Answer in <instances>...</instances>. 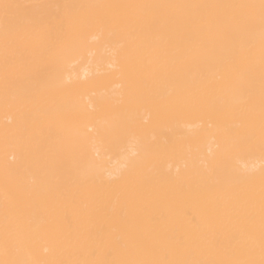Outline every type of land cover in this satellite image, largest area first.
Instances as JSON below:
<instances>
[{"label": "bare ground", "instance_id": "obj_1", "mask_svg": "<svg viewBox=\"0 0 264 264\" xmlns=\"http://www.w3.org/2000/svg\"><path fill=\"white\" fill-rule=\"evenodd\" d=\"M0 264H264V0H0Z\"/></svg>", "mask_w": 264, "mask_h": 264}]
</instances>
